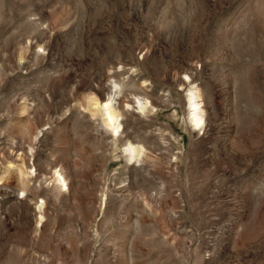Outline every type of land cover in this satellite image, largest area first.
<instances>
[{
    "label": "rangeland",
    "instance_id": "obj_1",
    "mask_svg": "<svg viewBox=\"0 0 264 264\" xmlns=\"http://www.w3.org/2000/svg\"><path fill=\"white\" fill-rule=\"evenodd\" d=\"M0 264H264V0H0Z\"/></svg>",
    "mask_w": 264,
    "mask_h": 264
},
{
    "label": "bare ground",
    "instance_id": "obj_2",
    "mask_svg": "<svg viewBox=\"0 0 264 264\" xmlns=\"http://www.w3.org/2000/svg\"><path fill=\"white\" fill-rule=\"evenodd\" d=\"M197 94L196 93H193L192 91V94L190 95L189 97V100L192 101L191 103V106L193 107V121L195 123V125L197 126H200V122H202V117H201V113L198 112L197 110L199 109L198 108V104L196 103V101H194L196 98H197ZM102 104V103H101ZM100 104V105H101ZM141 109L144 108V106L142 105V102H141V106H140ZM144 110V109H143ZM101 111V114L105 115L104 117V122L106 123V125H110V127L113 128V130L115 132H119L118 129H119V125H118V113L116 111V108L115 106L113 105V97H109L103 104H102V108H100ZM200 124V125H199ZM105 125V126H106ZM113 132V131H112ZM117 135V134H116ZM113 136V135H112ZM135 148V147H134ZM134 148L132 149V151H136L134 150ZM129 150V149H128ZM130 151V150H129ZM133 153V152H132ZM59 174V173H58ZM58 176V175H57ZM60 176V175H59ZM60 179V178H59ZM62 181L64 180L62 177H61ZM60 179V180H61ZM58 181V180H56ZM65 183V182H64Z\"/></svg>",
    "mask_w": 264,
    "mask_h": 264
}]
</instances>
